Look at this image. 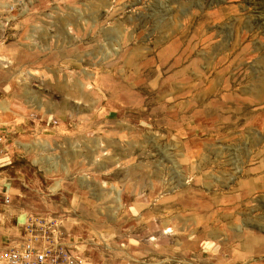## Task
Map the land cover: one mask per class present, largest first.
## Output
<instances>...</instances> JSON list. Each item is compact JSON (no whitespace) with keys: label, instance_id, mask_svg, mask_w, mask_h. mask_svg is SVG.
Masks as SVG:
<instances>
[{"label":"rangeland","instance_id":"374dc122","mask_svg":"<svg viewBox=\"0 0 264 264\" xmlns=\"http://www.w3.org/2000/svg\"><path fill=\"white\" fill-rule=\"evenodd\" d=\"M0 142L5 230L51 218L84 264H264V0H0Z\"/></svg>","mask_w":264,"mask_h":264},{"label":"built area","instance_id":"2783aa9c","mask_svg":"<svg viewBox=\"0 0 264 264\" xmlns=\"http://www.w3.org/2000/svg\"><path fill=\"white\" fill-rule=\"evenodd\" d=\"M62 236L59 224L51 218L31 216L22 239L0 250V264H84Z\"/></svg>","mask_w":264,"mask_h":264},{"label":"crops","instance_id":"0c3cea01","mask_svg":"<svg viewBox=\"0 0 264 264\" xmlns=\"http://www.w3.org/2000/svg\"><path fill=\"white\" fill-rule=\"evenodd\" d=\"M6 216L8 217L9 220H14L16 221L17 225H13L14 227H9L8 230H5L4 227L2 228L0 226V243L5 239V235H7L10 238H16L17 233L21 236L22 232H19L21 229L24 228V224L27 221L28 217H26V214H24L21 211L18 212H14V211H10L9 213L6 214ZM12 242H9L7 246H9Z\"/></svg>","mask_w":264,"mask_h":264},{"label":"bare ground","instance_id":"6f19581e","mask_svg":"<svg viewBox=\"0 0 264 264\" xmlns=\"http://www.w3.org/2000/svg\"><path fill=\"white\" fill-rule=\"evenodd\" d=\"M178 215H179V214H178ZM175 216H176V215H175ZM176 217H178V216H176ZM160 218H161V217H160ZM167 218H168V217H167ZM178 219H179V217H178ZM163 221H164V220H163ZM180 221H181V220H180ZM160 222H161V221H160ZM160 222H159V223H160ZM178 223H179V222H178ZM184 225H185V224H184ZM158 228H159V227H158ZM167 230H168V228H167ZM161 231H162V230H161ZM178 231H179V230H178ZM184 231H185V230H184ZM168 232H169V231H168ZM173 232H174V231H173ZM161 233H163V231H162ZM164 233H165V231H164ZM171 234H172V233H171ZM152 237H153V236H152ZM160 237H161V236H160ZM170 238H171V237H170ZM156 239H158V238H156ZM156 239H155V240H156Z\"/></svg>","mask_w":264,"mask_h":264}]
</instances>
